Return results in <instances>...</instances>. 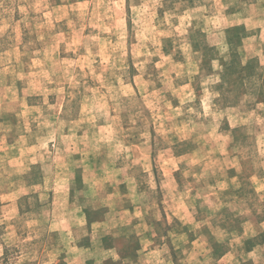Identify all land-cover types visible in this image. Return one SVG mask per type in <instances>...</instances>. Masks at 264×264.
<instances>
[{
	"label": "rangeland",
	"instance_id": "374dc122",
	"mask_svg": "<svg viewBox=\"0 0 264 264\" xmlns=\"http://www.w3.org/2000/svg\"><path fill=\"white\" fill-rule=\"evenodd\" d=\"M0 264H264V0H0Z\"/></svg>",
	"mask_w": 264,
	"mask_h": 264
}]
</instances>
